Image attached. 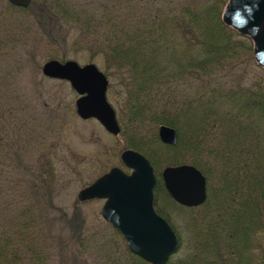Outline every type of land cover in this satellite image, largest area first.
<instances>
[{
    "label": "trees",
    "instance_id": "1",
    "mask_svg": "<svg viewBox=\"0 0 264 264\" xmlns=\"http://www.w3.org/2000/svg\"><path fill=\"white\" fill-rule=\"evenodd\" d=\"M228 1L33 0L29 7L71 25L72 44L102 57L107 75H118L126 88L121 133L154 167L156 210L174 228L166 208L185 212L191 234L187 258L172 255L165 264H264V91L260 83H236L245 65L255 63L254 40L225 24ZM30 26L19 32L30 33ZM164 124L177 129V144L161 141ZM3 130L0 152L9 158ZM182 163L197 166L207 178L208 198L201 206L180 205L165 187L163 169ZM31 207L3 221L10 229L0 235V264L46 262ZM176 232L181 249L184 240ZM125 247L126 264H152L127 242Z\"/></svg>",
    "mask_w": 264,
    "mask_h": 264
},
{
    "label": "rangeland",
    "instance_id": "2",
    "mask_svg": "<svg viewBox=\"0 0 264 264\" xmlns=\"http://www.w3.org/2000/svg\"><path fill=\"white\" fill-rule=\"evenodd\" d=\"M32 1L22 7L0 0V126L4 128L2 145L9 151V158L0 152V221L4 223L0 235L10 229L3 221H13L24 207L32 205L36 211L31 207L29 213L40 223L44 264H126L124 235L102 214L106 200L78 199L80 190L112 168L129 169L121 158L125 150L134 149L121 133L126 88L118 75H107L102 57L72 44L76 32L71 25L68 28L41 9H29ZM36 14L44 18L39 22ZM27 24L30 33L19 32ZM53 54H66L82 65L95 63L106 73L108 98L121 126L119 134H112L94 118L80 117L76 111L79 94L70 82L44 75L45 62L59 59L50 57ZM236 83L242 88L260 83L264 91V68L255 59L245 65ZM159 202L162 205L163 200ZM166 212L184 240L173 255L176 260L185 259L191 246L185 212L172 205ZM19 250L29 261L24 248Z\"/></svg>",
    "mask_w": 264,
    "mask_h": 264
},
{
    "label": "water",
    "instance_id": "3",
    "mask_svg": "<svg viewBox=\"0 0 264 264\" xmlns=\"http://www.w3.org/2000/svg\"><path fill=\"white\" fill-rule=\"evenodd\" d=\"M15 6L28 7L32 0H9ZM225 24L254 40V56L264 68V0H229L224 13ZM44 75L70 82L79 97L76 111L83 119L95 118L112 134H119L117 111L108 98L109 78L97 64H80L73 59H50L43 65ZM162 142L175 145L177 130L161 125ZM127 173L112 168L80 190V201L105 199L103 217L123 233L129 248L152 264H165L179 250L180 238L169 221L155 208L156 175L149 158L135 149L121 154ZM162 179L170 195L181 205L196 207L208 198L207 178L189 163L168 165Z\"/></svg>",
    "mask_w": 264,
    "mask_h": 264
},
{
    "label": "flooded vegetation",
    "instance_id": "4",
    "mask_svg": "<svg viewBox=\"0 0 264 264\" xmlns=\"http://www.w3.org/2000/svg\"><path fill=\"white\" fill-rule=\"evenodd\" d=\"M127 172L131 173L132 172V169L129 168Z\"/></svg>",
    "mask_w": 264,
    "mask_h": 264
}]
</instances>
